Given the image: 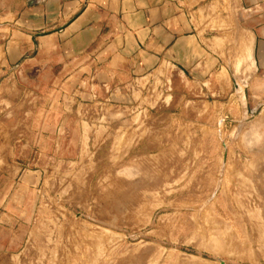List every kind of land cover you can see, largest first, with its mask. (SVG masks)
<instances>
[{"label": "crops", "instance_id": "0c3cea01", "mask_svg": "<svg viewBox=\"0 0 264 264\" xmlns=\"http://www.w3.org/2000/svg\"><path fill=\"white\" fill-rule=\"evenodd\" d=\"M140 107L127 154L220 145L214 196L241 208L254 185L264 202V0H0V264H46L38 162L70 135L50 127L100 146Z\"/></svg>", "mask_w": 264, "mask_h": 264}, {"label": "rangeland", "instance_id": "374dc122", "mask_svg": "<svg viewBox=\"0 0 264 264\" xmlns=\"http://www.w3.org/2000/svg\"><path fill=\"white\" fill-rule=\"evenodd\" d=\"M129 110L119 108L100 146L82 143L92 129L50 127L55 136L70 135L55 152L50 144L49 161L38 162L50 170L38 192L32 260L41 254L46 264H264V202L254 185L241 208L224 201L220 188L214 196L221 146L127 154L146 119L142 107Z\"/></svg>", "mask_w": 264, "mask_h": 264}]
</instances>
